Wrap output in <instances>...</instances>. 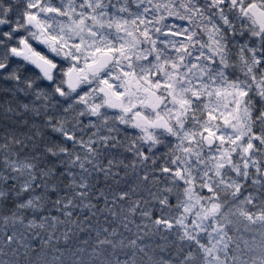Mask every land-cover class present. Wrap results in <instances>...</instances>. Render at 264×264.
<instances>
[{
  "label": "snow or ice",
  "instance_id": "1",
  "mask_svg": "<svg viewBox=\"0 0 264 264\" xmlns=\"http://www.w3.org/2000/svg\"><path fill=\"white\" fill-rule=\"evenodd\" d=\"M0 264H264V0H0Z\"/></svg>",
  "mask_w": 264,
  "mask_h": 264
}]
</instances>
